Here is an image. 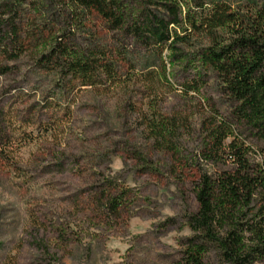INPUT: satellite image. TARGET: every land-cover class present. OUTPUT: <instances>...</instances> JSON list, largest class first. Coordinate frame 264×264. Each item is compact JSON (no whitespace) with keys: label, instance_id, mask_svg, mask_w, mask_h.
<instances>
[{"label":"rangeland","instance_id":"obj_1","mask_svg":"<svg viewBox=\"0 0 264 264\" xmlns=\"http://www.w3.org/2000/svg\"><path fill=\"white\" fill-rule=\"evenodd\" d=\"M0 1L20 3L24 45L17 60L0 49V110L20 126L16 135L30 140L12 158L0 157V264H179L182 242L191 235L184 214L198 207L192 185L197 165L214 169L198 159L203 101L167 94L164 112L184 107L191 117L177 151L161 148L148 135L147 109L131 105L146 94L138 83L98 94L76 81L70 90L39 68L36 56L68 21L61 0ZM228 1L244 9L264 2ZM72 30L79 42L100 49L123 51L125 44L128 62L120 63V74L129 65L138 75L157 69L156 57L132 40L119 46L121 35L95 12ZM171 80L180 87L179 79ZM207 95L226 112L213 87ZM12 133L11 125L0 124V138ZM113 197L122 199L118 216L107 209ZM59 227L67 230L66 241L57 239ZM205 261L220 264L216 250Z\"/></svg>","mask_w":264,"mask_h":264},{"label":"trees","instance_id":"obj_2","mask_svg":"<svg viewBox=\"0 0 264 264\" xmlns=\"http://www.w3.org/2000/svg\"><path fill=\"white\" fill-rule=\"evenodd\" d=\"M61 3L69 12L68 21L61 30L54 31L52 42L36 56V62L44 71L55 73L64 86L74 90L79 81L81 87L106 94L138 83L146 94L131 104L133 109H147L143 117L149 137L173 152L191 114L184 107L164 112L161 105L166 103L165 97L179 91L184 98L193 94L203 101L198 159L214 169L197 165L192 185L198 207L184 214L191 235L182 242L179 264H207L206 255L212 250H216L220 264L263 260L264 2L247 9L228 0ZM19 4L0 1V49L13 60L24 53ZM92 12L110 31L121 35L119 46L130 39L155 56L157 69L138 75L129 65L131 70L120 74V63L128 62L125 44L123 51L113 52L79 42L72 29L83 27L84 19ZM171 78L181 81L179 88ZM211 87L224 99L225 113L216 99L207 95ZM12 121L0 110V124L6 122L13 129L5 140L0 138V157L5 159L12 158L13 152L30 141L16 135L20 126ZM120 198H109L110 214L119 215ZM67 234L59 227L57 239L66 241Z\"/></svg>","mask_w":264,"mask_h":264}]
</instances>
